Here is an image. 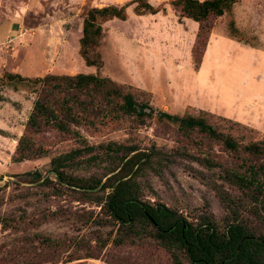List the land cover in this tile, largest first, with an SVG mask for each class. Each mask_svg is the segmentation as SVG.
I'll return each mask as SVG.
<instances>
[{"label":"rangeland","instance_id":"obj_1","mask_svg":"<svg viewBox=\"0 0 264 264\" xmlns=\"http://www.w3.org/2000/svg\"><path fill=\"white\" fill-rule=\"evenodd\" d=\"M132 1L0 0V264H32L38 254L41 258L36 264H63L74 249L45 253L39 249L36 235L62 241L65 248L73 240L92 246L97 241L109 243L101 253L103 261L90 259L86 264H105L104 260L173 264L152 239L117 248L112 242L115 234L111 236L115 229L97 223L106 219L102 207L81 201L76 189L63 188L55 194L53 187L23 177L29 172L53 176L52 157L83 144L46 129L38 139L50 150L49 156L14 164L12 157L39 87L10 82L5 73L32 79L48 74H95L149 93L156 112L184 115L203 110L254 128L264 137V0H241L223 17L212 20L198 68L193 49L199 24L180 17L167 5L171 0H148L155 7H164L156 15H136L131 6L126 21L115 19L103 25L100 51L104 66L88 67L80 55L88 12ZM79 129L96 150L78 155L68 169L74 179L92 184L101 181L95 190L100 191L122 169L119 157L105 155L101 146L111 142L132 145L150 157V164L136 179L144 201L164 204L196 224L210 214L218 222L228 217L208 185L221 183L220 169L211 171L180 153L178 148L185 143L175 126L155 117L144 126L128 119ZM215 151L227 158L220 147L215 146ZM96 154L101 157H92ZM110 192L107 189L99 195L105 198ZM241 216L249 226H261L246 210ZM183 264L190 263L184 258Z\"/></svg>","mask_w":264,"mask_h":264},{"label":"trees","instance_id":"obj_2","mask_svg":"<svg viewBox=\"0 0 264 264\" xmlns=\"http://www.w3.org/2000/svg\"><path fill=\"white\" fill-rule=\"evenodd\" d=\"M241 0H171L167 3L180 17L199 24V33L193 49V61L202 63L210 34L212 20L223 17ZM133 6L136 15H156L164 7H155L148 0H133L124 6L92 8L83 23L80 55L88 67L101 69L104 61L101 45L105 37L104 23L126 21L127 10ZM10 82L30 83L39 87L38 97L28 118L25 130L18 140L12 157L14 164L34 161L49 156L50 150L39 142L38 136L51 129L61 136L79 141L82 148L54 156L51 159L53 176L38 172L23 175L32 182L53 187L55 194L63 188H72L81 194V201L102 207L106 219L100 226L113 227V244L117 247L134 246L145 239L158 243L173 264H264V137L240 122L223 118L207 111L173 115L156 112L151 95L132 86L118 84L95 74L52 75L27 78L5 73ZM157 118L159 122L175 126L183 139L178 151L198 161L209 170L220 169L221 183L208 184L229 212L222 222L206 215L196 224L175 209L164 204H152L142 199V188L137 182L140 172L150 164V157L132 145L111 142L101 146L105 155L119 157L121 172L108 179L101 192L111 189L104 198L95 191L101 181L93 183L76 180L68 173L76 158L92 154L96 147L87 144L79 128H96L98 124L124 123L132 119L140 126ZM215 146L227 158L215 151ZM101 157L92 155V157ZM135 171V174H131ZM131 176V177H130ZM40 186V187H41ZM252 214L260 227H251L242 220V211ZM8 221L5 222L7 225ZM39 249L59 254L62 249L74 247L63 264H86V260H102L101 253L108 242L97 241L96 246L84 240H73L69 246L59 240L36 235ZM36 256L32 264L38 263ZM105 264H123L121 260H104Z\"/></svg>","mask_w":264,"mask_h":264}]
</instances>
